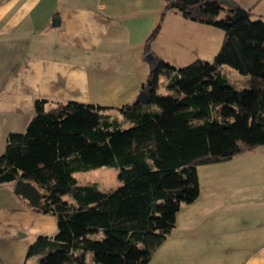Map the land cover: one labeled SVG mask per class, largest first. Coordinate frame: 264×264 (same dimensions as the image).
<instances>
[{
	"label": "trees",
	"instance_id": "trees-1",
	"mask_svg": "<svg viewBox=\"0 0 264 264\" xmlns=\"http://www.w3.org/2000/svg\"><path fill=\"white\" fill-rule=\"evenodd\" d=\"M226 1L166 0L147 53L168 11L222 29L223 44L212 61L175 66L157 58L142 88L150 103L118 108L129 128L122 129L106 106H47L38 99L26 129L8 134L0 184L33 182L44 195L37 210L57 217V233L38 235L27 258L39 255L38 264H149L182 206L200 195L197 167L264 146V18L237 4L221 15ZM225 66L249 76L245 88L229 82ZM161 75L171 95L158 93ZM102 166L119 168L122 184L113 191L80 184L74 175Z\"/></svg>",
	"mask_w": 264,
	"mask_h": 264
},
{
	"label": "crops",
	"instance_id": "crops-1",
	"mask_svg": "<svg viewBox=\"0 0 264 264\" xmlns=\"http://www.w3.org/2000/svg\"><path fill=\"white\" fill-rule=\"evenodd\" d=\"M230 1L264 18V0ZM165 6L166 0H0V156L8 134L26 129L38 99L47 106L99 104L107 113L136 101L153 70L145 44ZM224 6L221 15L232 5ZM224 36L168 11L152 52L175 66L212 61ZM220 169L199 178V197L178 212L174 230L182 224L183 236L173 237L176 247L197 249L199 264H264V161L247 165L241 177ZM14 187L0 184V264H29L39 256L27 258L29 245L56 234L57 217L31 207ZM213 248L226 253L213 261L206 253Z\"/></svg>",
	"mask_w": 264,
	"mask_h": 264
},
{
	"label": "rangeland",
	"instance_id": "rangeland-1",
	"mask_svg": "<svg viewBox=\"0 0 264 264\" xmlns=\"http://www.w3.org/2000/svg\"><path fill=\"white\" fill-rule=\"evenodd\" d=\"M225 68H227V70L224 69V73L227 75L229 82L232 85L241 89L246 87V82H244V80L249 76L243 75L229 66H225ZM159 84H160V88L158 90L159 94L163 96H168L172 94V91L167 87L168 79L166 76L164 75L160 76ZM108 114L118 119L122 129H127L132 125V123L129 120H127L126 117H124V115L121 112H117L114 110V112H110ZM263 161H264V146H259L254 148L253 150L239 154L233 157L232 159L226 161L225 163L222 162L223 165H220V167L215 166L214 165L215 163H208V164L199 165L197 167V170H198L199 178H202V176L206 178L209 175V173L212 172L211 170L213 168L216 167L217 168L216 172H219L221 170L220 168H223L224 166L226 168H230L234 174L235 171L239 173V175H235L232 177H241L242 174L240 173L242 172V170L244 171L247 165L253 166V163L263 162ZM74 175L80 184H85V185L96 184L98 188L104 192L113 191L122 184L118 176L119 168L114 166H102L96 169H91L89 171H79L76 172ZM64 198L70 202H74V199L71 195L67 194ZM182 228L183 225L179 224L176 230L173 229L174 231H172L173 232L172 235H168V237L170 236L171 238L169 237L168 240L166 239V241L162 244V247L157 250L158 253L156 257L154 255L153 259L149 264H199L197 257V252H198L197 249L194 250L191 249L189 250V252H187L186 249H181L176 247L177 242L174 241L173 237L181 236ZM195 234L196 231L194 232V235ZM20 235L21 234H19V236ZM224 250L225 249L217 250L215 248L210 250L206 249V253L207 255L210 254L208 258L210 257L214 261V260H220V258L225 255L226 252ZM40 258L41 257L38 256L37 258L31 259L29 264H38ZM170 258H173L172 262L169 261Z\"/></svg>",
	"mask_w": 264,
	"mask_h": 264
},
{
	"label": "water",
	"instance_id": "water-1",
	"mask_svg": "<svg viewBox=\"0 0 264 264\" xmlns=\"http://www.w3.org/2000/svg\"><path fill=\"white\" fill-rule=\"evenodd\" d=\"M187 3H197L199 0H183ZM229 2L231 5L233 3L229 0L226 1ZM58 23V20H54V25ZM146 59L151 64V66L154 68L157 65V57L154 55L153 52H149L146 54ZM150 83V82H149ZM137 102H140L142 104H148L151 101V95L148 91H141L137 100ZM14 191L17 194L22 195L25 197L33 207L35 208H41L42 207V200L44 198V195L39 192L38 188L35 186V184L31 181H25V180H18L15 182Z\"/></svg>",
	"mask_w": 264,
	"mask_h": 264
}]
</instances>
